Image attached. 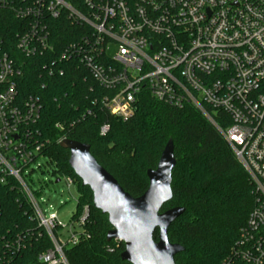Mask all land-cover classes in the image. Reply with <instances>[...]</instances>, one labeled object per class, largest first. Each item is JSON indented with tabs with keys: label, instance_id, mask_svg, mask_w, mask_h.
<instances>
[{
	"label": "built area",
	"instance_id": "obj_1",
	"mask_svg": "<svg viewBox=\"0 0 264 264\" xmlns=\"http://www.w3.org/2000/svg\"><path fill=\"white\" fill-rule=\"evenodd\" d=\"M2 12L17 21V53L41 59L48 77L61 76L64 63L75 64L85 71V100L108 115L130 119L143 91L168 107L200 112L232 150L254 197L219 264H264V0H0ZM57 23L76 29L74 40L58 52ZM20 75L0 37V186L7 179L17 184L39 231L0 237V264H15L30 241L43 235L50 247L36 264H68L64 252L78 244L88 208L75 223L79 233L63 240L56 215L45 216L28 186L25 177L45 160L48 142L36 128L40 98L18 97ZM92 113L86 109L82 117ZM108 129L103 125L99 134ZM64 182L74 185L68 177Z\"/></svg>",
	"mask_w": 264,
	"mask_h": 264
},
{
	"label": "trees",
	"instance_id": "obj_2",
	"mask_svg": "<svg viewBox=\"0 0 264 264\" xmlns=\"http://www.w3.org/2000/svg\"><path fill=\"white\" fill-rule=\"evenodd\" d=\"M17 21L7 12L0 13V37L5 50L21 66L17 78L20 100L40 98L42 105L36 128L47 141L42 156L53 167L56 178L68 177L76 185L78 198L71 220L78 222L84 207L88 215L81 225L77 245L65 250L68 264H128L120 259L124 245L106 242L111 229L106 216L92 207V196L81 186L68 165V151L60 140L89 146L97 164L110 174L124 192L133 198L147 189L146 172L154 170L168 141L173 144L175 168L172 172V198L161 212L182 208L183 214L167 230L170 244L183 251L175 264H219L233 246L253 208L252 185L232 150L217 130L191 106L171 108L155 101L143 91L134 115L127 121L114 118L85 100V71L64 63L63 74L48 77L41 59H26L15 50ZM76 29L57 23L53 29L56 52L74 40ZM57 42V43H56ZM89 117H82L86 109ZM61 129H57L56 125ZM108 125L101 136L99 130ZM38 196L37 193H35ZM32 212L17 184L7 179L0 186V237H15L27 231L39 233ZM158 231L153 234L157 242ZM15 264H36L37 255L50 247L43 235L30 241Z\"/></svg>",
	"mask_w": 264,
	"mask_h": 264
},
{
	"label": "water",
	"instance_id": "obj_3",
	"mask_svg": "<svg viewBox=\"0 0 264 264\" xmlns=\"http://www.w3.org/2000/svg\"><path fill=\"white\" fill-rule=\"evenodd\" d=\"M60 148L68 151V165L83 188L92 196V207L106 216L110 230L106 242H120V259L128 264H175L174 257L183 249L170 244L167 230L184 212L172 208L161 212L172 198V172L175 168L173 144L168 141L154 170L146 172V191L133 198L122 190L89 152V146L63 140ZM58 183V180L55 182ZM158 231L157 242L153 234Z\"/></svg>",
	"mask_w": 264,
	"mask_h": 264
},
{
	"label": "rangeland",
	"instance_id": "obj_4",
	"mask_svg": "<svg viewBox=\"0 0 264 264\" xmlns=\"http://www.w3.org/2000/svg\"><path fill=\"white\" fill-rule=\"evenodd\" d=\"M115 49H109L108 54L113 55ZM53 167L47 164L46 160L39 162V168L35 166L25 180L32 191L38 194V202L45 216L55 214L57 221L63 226L62 238L66 240L69 232L79 233L76 224L72 223V216L76 211V201L78 190L76 185L67 187L64 177H60V182H56V177L52 175Z\"/></svg>",
	"mask_w": 264,
	"mask_h": 264
}]
</instances>
